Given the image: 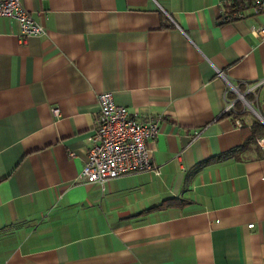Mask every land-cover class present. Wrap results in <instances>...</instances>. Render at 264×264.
<instances>
[{"label": "crops", "instance_id": "1", "mask_svg": "<svg viewBox=\"0 0 264 264\" xmlns=\"http://www.w3.org/2000/svg\"><path fill=\"white\" fill-rule=\"evenodd\" d=\"M230 1L20 0L44 31L22 41L0 17V264H264L256 142L187 177L242 141L227 83L264 121V11L218 23ZM102 91L157 117L153 170L79 176ZM168 197L188 202L150 209Z\"/></svg>", "mask_w": 264, "mask_h": 264}, {"label": "built area", "instance_id": "2", "mask_svg": "<svg viewBox=\"0 0 264 264\" xmlns=\"http://www.w3.org/2000/svg\"><path fill=\"white\" fill-rule=\"evenodd\" d=\"M246 1V0H245ZM251 12L257 14L264 11V0H248ZM237 17L243 12L235 13ZM14 19L18 24V38L22 41L26 36L40 35L44 33L42 26L35 22L29 13L21 6L20 0H0V17ZM255 37L264 39V23L251 29ZM217 74H220L217 71ZM255 85H244L241 92L237 86L227 83L226 90L235 93V99L239 100L244 108L255 116V110L251 101L245 95L252 94L255 97ZM234 100H225L222 112L233 111ZM53 115H58L56 107L51 108ZM259 120H262L258 117ZM237 127L240 123L235 120ZM157 117L136 119V114L130 113L124 106L117 105L112 100L110 91H102L97 94V109L93 112L91 126L92 134L87 139L85 147V160L79 176L89 183H102L103 181L128 172L153 170V164L145 142L155 137ZM195 134H197L195 132ZM256 144L264 154V135L256 139ZM251 223L247 227H251Z\"/></svg>", "mask_w": 264, "mask_h": 264}, {"label": "trees", "instance_id": "3", "mask_svg": "<svg viewBox=\"0 0 264 264\" xmlns=\"http://www.w3.org/2000/svg\"><path fill=\"white\" fill-rule=\"evenodd\" d=\"M244 4H249L248 0H231L229 3H226L223 5V14L221 15V19L218 20V23H224L229 20H233L235 18H238L235 13L242 12L245 9ZM237 89L239 91L244 90V86L237 85ZM249 94L245 95V98L249 99ZM236 95L234 92L230 90H226L224 94L225 100H231L233 99V111L224 112L225 115L230 116L231 119L238 118L240 121V129H241V135H242V141L238 146H235L233 148H230L226 151L220 152L218 154L209 156L201 161L196 162L192 168L188 171L187 177L196 172L197 170L201 169L202 167L212 163L217 162L219 160L223 159H238V153L242 148H245L247 143L252 142L255 143L256 139L260 136L264 135V125L261 123V121L253 115L250 111L246 110L241 102L237 99H235ZM223 113V114H224ZM243 115H250L251 122L249 125H245L243 122L242 116ZM188 200L180 197H168L163 200H161L158 204L150 207V209H159V208H165V207H176L181 206L185 203H187ZM150 209H147L150 210Z\"/></svg>", "mask_w": 264, "mask_h": 264}, {"label": "water", "instance_id": "4", "mask_svg": "<svg viewBox=\"0 0 264 264\" xmlns=\"http://www.w3.org/2000/svg\"><path fill=\"white\" fill-rule=\"evenodd\" d=\"M261 123L264 125V121L263 120H261Z\"/></svg>", "mask_w": 264, "mask_h": 264}]
</instances>
